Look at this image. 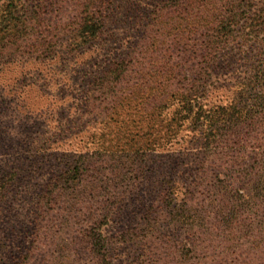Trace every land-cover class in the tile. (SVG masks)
I'll return each mask as SVG.
<instances>
[{"label":"rangeland","instance_id":"obj_1","mask_svg":"<svg viewBox=\"0 0 264 264\" xmlns=\"http://www.w3.org/2000/svg\"><path fill=\"white\" fill-rule=\"evenodd\" d=\"M178 2L189 6L200 38L207 21L218 26V16L228 35L208 64L198 101L219 116L220 143L204 148L206 125L188 128L186 122L139 165L122 160L124 176L138 171L117 186L121 202L101 220L99 210L89 209L81 194L70 198L62 183L84 159L98 161L103 175L81 166L82 184L114 195L110 181L118 165L111 159L113 148L103 146L108 138H100V119L88 106L87 90L143 34L151 11ZM107 16L104 36L88 51L68 53L65 34L51 59L30 57L27 49L0 58V180L14 173L0 201V263L17 264L28 254L22 264H83L84 255L69 244L94 228L98 216L112 264H264V204L255 200L264 191L251 193L256 185L264 188V88L243 93L264 70V0H112ZM198 61L191 57L187 76L199 70ZM246 105L260 119L240 145V108ZM171 118L166 115V125ZM240 191L249 198L243 214ZM183 209L189 210L185 219Z\"/></svg>","mask_w":264,"mask_h":264},{"label":"trees","instance_id":"obj_2","mask_svg":"<svg viewBox=\"0 0 264 264\" xmlns=\"http://www.w3.org/2000/svg\"><path fill=\"white\" fill-rule=\"evenodd\" d=\"M111 2L112 0H4L0 5V58L5 52L16 49L26 52L27 49L30 57L51 59L56 55L55 47L64 44L60 38L62 40L65 34H69L64 45L68 53L80 54L81 51L90 49L104 36L108 24L107 11ZM163 4L151 11L150 25L145 28L143 34L133 39L131 46L119 57L111 60L109 65L95 76L87 90L88 106H91L100 119V138H108V145L103 146L113 148L110 152L113 155L111 159L116 160L118 165L113 173L115 181H110L112 193L120 183L130 181L132 174L138 171V168L128 170L129 175L124 176V173H120L122 160L139 165L148 151L154 150L161 142L168 141L172 132L178 131L186 122L188 128L206 125L204 148L209 149V145L220 143L221 136L216 133L219 116L214 110L204 111L198 101L205 88L204 82H200L205 79L208 64L227 41L228 35L221 27L222 19L216 17L218 26L207 21L201 30L203 38H200V29L196 32L194 30V18L189 13V6L184 7L180 2L177 5ZM191 6L196 9V4ZM213 12L211 9V14ZM163 23L164 29H153ZM204 31L207 34H204ZM26 43L28 45H25ZM191 57L199 60L196 65L199 70H193L192 74L187 76L186 67ZM253 82H248V88L243 93L264 88V70ZM160 85L164 86V91L159 90ZM171 87L174 88L171 90ZM170 98L173 100H169ZM170 105L175 108L168 112L166 109ZM169 113L172 118L166 125L164 120ZM254 119L260 117L249 105L240 108V145L245 134L252 131ZM234 126L235 129L239 128L236 121ZM241 150L243 151L242 148ZM97 163L98 161L92 163V160L84 159L73 170L69 169L62 183L68 186L69 194L73 195L70 198H78V194H81V197H85L88 208L99 210L100 219L106 221L114 212L115 206L121 202L123 194L111 195L110 191L106 192L105 189L98 193L103 186L82 184L84 175L81 166H92L96 175H103L104 167L101 166L102 163ZM243 167L240 164V181L243 177ZM13 181L12 172L0 180V201ZM249 182H253V179ZM263 189L262 184H259L252 187L251 193L257 197L259 193H263ZM260 199L259 207L264 204V194L255 200L260 202ZM248 201L249 198H244L240 191V214L245 212ZM182 212L185 219L189 210L183 209ZM193 217L195 218L194 213ZM205 224L208 226V221L200 223L201 227ZM93 225L94 228L89 232L75 237L69 247L81 251L84 255V258L80 256L83 264H112L98 216L94 217ZM196 225H199V222ZM199 233L196 231L198 243L201 237ZM27 256L28 254L17 264L25 263ZM76 260L78 261V258Z\"/></svg>","mask_w":264,"mask_h":264}]
</instances>
